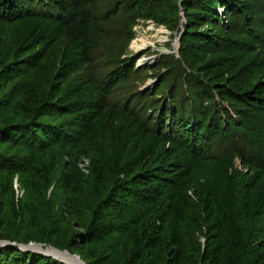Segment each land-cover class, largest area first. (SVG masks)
I'll use <instances>...</instances> for the list:
<instances>
[{"label": "trees", "instance_id": "obj_1", "mask_svg": "<svg viewBox=\"0 0 264 264\" xmlns=\"http://www.w3.org/2000/svg\"><path fill=\"white\" fill-rule=\"evenodd\" d=\"M126 12L185 28L158 119L138 113L140 100L110 102L133 74L126 62L99 83L62 85ZM2 23L12 25L15 64L49 83L21 121L0 117V143L25 149L0 153V203L17 177L25 186L45 165L52 181L28 193L50 209V238L79 230L65 248L38 244L105 250L94 261L82 254L87 264H264V0H0ZM0 264L64 263L0 246Z\"/></svg>", "mask_w": 264, "mask_h": 264}, {"label": "rangeland", "instance_id": "obj_2", "mask_svg": "<svg viewBox=\"0 0 264 264\" xmlns=\"http://www.w3.org/2000/svg\"><path fill=\"white\" fill-rule=\"evenodd\" d=\"M120 1L123 0H102V3L109 6ZM181 16L182 23H186L184 12ZM184 32V25L177 30H172L160 18L150 16L136 19L129 12L122 13L109 26L108 35L101 49L93 54L92 63L82 71L64 79L62 85L66 87L86 78L99 83L115 67L126 62L134 65L133 74L124 85L116 89L110 97V102L124 105L127 102L136 104V101L140 100L137 104V109L141 107L138 113L143 114L146 119L152 114L158 119L159 110H161L160 102L170 97V90L174 85L173 68L179 58V39L181 40ZM13 43L12 25L0 24V106H8L0 109V117L2 115L6 121L10 118L18 122L24 116H28L27 112L32 111L35 99L47 88L49 80L36 70L22 69L20 65L15 64L11 55ZM64 43V40L60 41L48 54L45 64L54 63L55 56L60 55ZM142 92L147 94V99L138 98ZM153 100L158 102L153 103ZM45 119L54 122L60 118L57 115H50ZM0 122H3L2 119ZM24 151L22 147L0 143V153L15 156ZM221 152L220 149L216 150L218 154ZM38 169L33 175L25 177V186L19 181L20 177H17L14 192L2 199L0 236H10L13 239L17 238L20 241H29L34 244L52 243L65 248L75 232L79 230L72 223L70 227L65 228L63 233L53 239L50 238L52 228L46 225L50 209L42 207L37 201L41 196L39 191L28 193V188L32 183L41 186L44 181L53 179V174L47 166L44 165ZM48 187L46 194L48 193L49 200L53 192L52 183ZM79 253L75 255L81 257L84 254L87 260L94 261L102 258L105 250L96 246H88L81 251V254Z\"/></svg>", "mask_w": 264, "mask_h": 264}, {"label": "water", "instance_id": "obj_3", "mask_svg": "<svg viewBox=\"0 0 264 264\" xmlns=\"http://www.w3.org/2000/svg\"><path fill=\"white\" fill-rule=\"evenodd\" d=\"M186 21V19H185ZM180 42V39H179ZM0 246L1 247H10V248H19L25 252H34V253H38L41 254L43 256L46 257H52L64 264H69L68 261L62 259V256L67 255L71 258L76 259L77 261H79L81 264H86L80 256L72 254L71 252L65 250V251H61L55 247L52 246H47L45 244H34V243H30L28 245H24V244H19L16 242H10V241H0Z\"/></svg>", "mask_w": 264, "mask_h": 264}, {"label": "bare ground", "instance_id": "obj_4", "mask_svg": "<svg viewBox=\"0 0 264 264\" xmlns=\"http://www.w3.org/2000/svg\"><path fill=\"white\" fill-rule=\"evenodd\" d=\"M62 259L68 261L69 264H81V263H80L79 261H77L76 259L71 258V257H69V256H67V255L62 256Z\"/></svg>", "mask_w": 264, "mask_h": 264}]
</instances>
